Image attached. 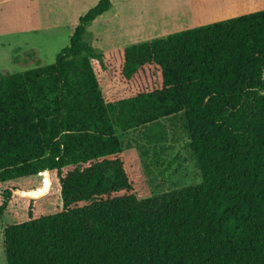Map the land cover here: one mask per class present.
<instances>
[{"label":"trees","instance_id":"16d2710c","mask_svg":"<svg viewBox=\"0 0 264 264\" xmlns=\"http://www.w3.org/2000/svg\"><path fill=\"white\" fill-rule=\"evenodd\" d=\"M111 6L79 19L53 65L0 74V213L27 204L6 264H264V11L97 52L87 27ZM169 118L201 183L141 200L116 130ZM55 179L61 207L39 216Z\"/></svg>","mask_w":264,"mask_h":264},{"label":"rangeland","instance_id":"374dc122","mask_svg":"<svg viewBox=\"0 0 264 264\" xmlns=\"http://www.w3.org/2000/svg\"><path fill=\"white\" fill-rule=\"evenodd\" d=\"M96 2L0 0V74L53 65L57 55L69 46L71 36L66 27L52 28V25L73 20L83 11H90ZM153 3L156 4L157 0H115L112 12L88 26L84 41L95 51L107 53L176 33L178 28L160 24L166 20L156 18ZM262 11L241 12V15ZM179 29L183 31L185 28ZM33 49L37 54L31 51ZM97 74L103 94L114 92L115 84L103 72ZM116 135L123 143V156L139 199L171 194L201 183L200 172L194 164L179 118L163 119L126 133L116 130ZM12 184L26 189L38 188L40 177ZM7 186L0 183V207L4 204ZM58 188L55 179L53 194L39 201L37 215L51 214L61 207ZM26 218L27 204L20 199H14L0 213V264H6L5 227Z\"/></svg>","mask_w":264,"mask_h":264},{"label":"crops","instance_id":"0c3cea01","mask_svg":"<svg viewBox=\"0 0 264 264\" xmlns=\"http://www.w3.org/2000/svg\"><path fill=\"white\" fill-rule=\"evenodd\" d=\"M98 2L99 0H97L93 7H95ZM114 2L115 0H111L112 6L107 13L113 11ZM164 2L166 4L162 6ZM152 7L156 18L159 16L161 17V20H166L165 22H160V24L168 27L178 28L176 30V33H178L182 32L179 28H185L183 30L185 31L189 29L205 27L242 17L241 12H249L253 10L262 11L264 10V0H157L156 4H152ZM88 10L83 11L76 18H73V20L72 18L69 19L67 23H55L52 25V28L66 27L70 32V37L74 34L81 16L83 17L88 12ZM102 16L98 17L97 19L101 18ZM97 19L92 23L96 22ZM31 51L36 53L34 49Z\"/></svg>","mask_w":264,"mask_h":264}]
</instances>
